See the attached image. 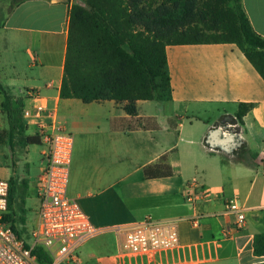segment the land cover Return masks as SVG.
I'll list each match as a JSON object with an SVG mask.
<instances>
[{
	"label": "crops",
	"instance_id": "0c3cea01",
	"mask_svg": "<svg viewBox=\"0 0 264 264\" xmlns=\"http://www.w3.org/2000/svg\"><path fill=\"white\" fill-rule=\"evenodd\" d=\"M76 2L0 0V84L15 104L33 105L26 92H38L68 132L62 106L84 117L72 124L80 141L69 190L103 233L79 247L78 264H120L113 228L147 217L175 223L180 246L125 264H264V255L255 253V237L264 234L262 76L235 44L170 45L173 100L161 102L163 115L153 101H137L138 115L132 117L126 102L62 99L70 12ZM242 3L254 31L264 38V0ZM4 101L0 90V148L8 150ZM242 103L252 107L240 125L235 119ZM223 121L240 128L242 145L232 152L207 144L209 132ZM36 131L34 126L27 135ZM164 156L172 176L146 178L144 169ZM231 198L244 207L246 224L227 237L226 203ZM195 218L200 219L197 227ZM111 242L116 251L108 256Z\"/></svg>",
	"mask_w": 264,
	"mask_h": 264
},
{
	"label": "trees",
	"instance_id": "16d2710c",
	"mask_svg": "<svg viewBox=\"0 0 264 264\" xmlns=\"http://www.w3.org/2000/svg\"><path fill=\"white\" fill-rule=\"evenodd\" d=\"M79 1L86 7L74 4L71 8L62 99L85 104L126 102L125 111L132 117L138 115L137 101L170 102V45L235 44L264 79V38L254 31L242 0ZM0 90L5 97L9 149L15 153L41 144L37 135H27L24 104H15L1 84ZM251 107L240 104L237 123L244 124ZM144 174L148 179L163 178L172 176L173 170L164 156L147 166ZM23 185L28 188L29 181L25 179ZM16 187L11 179L10 203ZM255 253L264 255V234L255 237ZM34 254L40 262L51 264L44 248L35 247Z\"/></svg>",
	"mask_w": 264,
	"mask_h": 264
},
{
	"label": "built area",
	"instance_id": "2783aa9c",
	"mask_svg": "<svg viewBox=\"0 0 264 264\" xmlns=\"http://www.w3.org/2000/svg\"><path fill=\"white\" fill-rule=\"evenodd\" d=\"M26 94L33 105H24L22 119L28 127L31 124L36 127V135L45 145L44 167L37 184L38 223L32 232L34 242L28 244L19 235L10 212L11 180L0 179V264H45L34 254L38 246L49 253L51 264H78L79 247L103 230L86 215L80 201L68 194L74 136L60 123L56 110L41 102L38 92ZM226 213L230 221L224 234L229 237L245 227L246 212L236 198H231L226 203ZM199 221V218L193 219V225L199 226ZM113 232L117 237L120 264L130 258L151 259L157 253L180 246L176 224L153 217L130 227L116 226Z\"/></svg>",
	"mask_w": 264,
	"mask_h": 264
},
{
	"label": "rangeland",
	"instance_id": "374dc122",
	"mask_svg": "<svg viewBox=\"0 0 264 264\" xmlns=\"http://www.w3.org/2000/svg\"><path fill=\"white\" fill-rule=\"evenodd\" d=\"M76 1L77 2L75 4H80L83 7H86V5L81 1ZM152 104L156 105L157 110L160 114L163 115V113H165V110L163 109V103L153 101ZM60 116L64 118L65 122L66 120L69 122V127H71L70 132L73 134L76 140L77 147H74L73 153V156H76V154L79 153L78 142L80 141V134L75 128H72V124L75 122L83 121L84 117L79 111L75 116H73L72 109L64 106H62L61 108ZM28 131L30 132V134L34 132L33 124L29 126ZM44 149L45 145L42 143L30 145L28 153H26V150L24 149L21 151L19 150V152L17 151L13 153L9 148L8 150H3L0 148V179H12L16 182L17 187L14 195V201L10 203V212L13 217V221L15 222V226L19 232V235L28 244H32L34 242L32 232L38 223L39 202L37 199V192L35 186L42 173L41 160L43 157L41 153ZM25 179H27L30 183V187L28 186V188H25L23 185V181ZM68 194L70 196V190H68ZM22 218L25 219V223L22 222ZM96 240H101V238ZM108 249L110 250L108 256H112L114 254V251H116L114 250L113 242L110 243Z\"/></svg>",
	"mask_w": 264,
	"mask_h": 264
},
{
	"label": "water",
	"instance_id": "95a60500",
	"mask_svg": "<svg viewBox=\"0 0 264 264\" xmlns=\"http://www.w3.org/2000/svg\"><path fill=\"white\" fill-rule=\"evenodd\" d=\"M236 122H229V125L223 121L219 126L209 132L207 144L213 149H224L232 152L242 145L240 137V128L235 127Z\"/></svg>",
	"mask_w": 264,
	"mask_h": 264
},
{
	"label": "flooded vegetation",
	"instance_id": "af4514ba",
	"mask_svg": "<svg viewBox=\"0 0 264 264\" xmlns=\"http://www.w3.org/2000/svg\"><path fill=\"white\" fill-rule=\"evenodd\" d=\"M222 123V122H221Z\"/></svg>",
	"mask_w": 264,
	"mask_h": 264
}]
</instances>
